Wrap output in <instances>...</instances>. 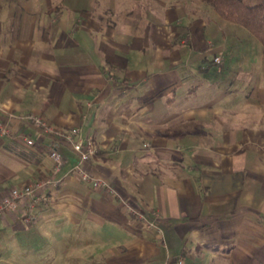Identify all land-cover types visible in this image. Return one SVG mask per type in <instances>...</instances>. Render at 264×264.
<instances>
[{"label": "crops", "instance_id": "obj_1", "mask_svg": "<svg viewBox=\"0 0 264 264\" xmlns=\"http://www.w3.org/2000/svg\"><path fill=\"white\" fill-rule=\"evenodd\" d=\"M213 9L0 0V196L57 181L31 223L0 215L1 252L36 253L33 264H264V47L246 53ZM73 126L95 141L83 165L106 186L76 171L62 135Z\"/></svg>", "mask_w": 264, "mask_h": 264}, {"label": "built area", "instance_id": "obj_2", "mask_svg": "<svg viewBox=\"0 0 264 264\" xmlns=\"http://www.w3.org/2000/svg\"><path fill=\"white\" fill-rule=\"evenodd\" d=\"M26 118L30 123L41 126L46 131H53L52 125L41 115L29 113L26 115ZM80 133L81 129L79 126H73L62 133L79 155L80 163L77 166L76 171L84 180L91 179L94 186H106L107 183L104 180L91 176L89 171H87L83 165L85 162L90 161V159L98 152V148L91 136L84 137ZM26 142L28 144H34V140L30 137H26ZM49 149V155L53 159L52 161L54 162V167L57 171L63 163V156L58 149L54 147ZM56 183L57 181L50 176L26 184L12 186L5 194L0 196V215L6 212L21 213L24 221L28 224L31 223L35 217L34 214L40 207L42 201L48 199L47 189L54 186Z\"/></svg>", "mask_w": 264, "mask_h": 264}, {"label": "trees", "instance_id": "obj_3", "mask_svg": "<svg viewBox=\"0 0 264 264\" xmlns=\"http://www.w3.org/2000/svg\"><path fill=\"white\" fill-rule=\"evenodd\" d=\"M222 17L245 26L264 44V0L249 4L245 0H203Z\"/></svg>", "mask_w": 264, "mask_h": 264}, {"label": "rangeland", "instance_id": "obj_4", "mask_svg": "<svg viewBox=\"0 0 264 264\" xmlns=\"http://www.w3.org/2000/svg\"><path fill=\"white\" fill-rule=\"evenodd\" d=\"M245 1L249 4H255L260 0H245ZM214 12L216 14H218L217 11H214ZM231 24H233L232 25L233 27H230V30L236 31L239 34V36L244 37V39L246 40V47H245L246 53L248 52V50H250L251 52H254L256 54H259L263 51L262 48L264 46L262 45L261 41L257 38V36H254L253 33H251L246 27H244L243 25H241L239 23L231 22ZM248 45H250L251 48H248ZM5 241H6V238H3L2 235H0L1 245L7 246L6 245L7 242H5ZM7 254L8 253L6 252V248H3L2 252L0 251V264H25V262L28 264H33V263H36V261L35 260L30 261V259L32 257H39V255L36 253H34V254L30 253L27 257L22 255L21 253L20 254L17 253V255L15 254L16 258L8 257ZM37 259H39V258H37Z\"/></svg>", "mask_w": 264, "mask_h": 264}]
</instances>
